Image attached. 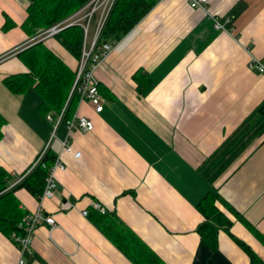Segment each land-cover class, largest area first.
<instances>
[{
    "label": "crops",
    "instance_id": "0c3cea01",
    "mask_svg": "<svg viewBox=\"0 0 264 264\" xmlns=\"http://www.w3.org/2000/svg\"><path fill=\"white\" fill-rule=\"evenodd\" d=\"M29 3L0 0V168L9 189L29 174L54 125L32 88L13 94L3 84L28 73L18 54L39 42L41 31L31 36L23 26ZM206 7L156 0L112 44L95 70L103 110L79 98L74 112L94 130L67 134L61 124L49 147L65 167L56 172L55 196L42 203L56 227L38 226L23 254L0 233V264H132L95 225L94 204L115 213L163 264H250L224 232L216 251L200 240L196 206L207 193L220 196L230 233L264 262V246L246 225L264 233V75L249 70L246 51L264 58V0H209ZM231 17L226 31L214 28V19ZM42 42L76 71L78 59L57 39ZM14 196L24 213L37 210L38 197L25 189Z\"/></svg>",
    "mask_w": 264,
    "mask_h": 264
},
{
    "label": "trees",
    "instance_id": "16d2710c",
    "mask_svg": "<svg viewBox=\"0 0 264 264\" xmlns=\"http://www.w3.org/2000/svg\"><path fill=\"white\" fill-rule=\"evenodd\" d=\"M90 0H30L27 18L24 23L29 35H36L53 25L60 23L75 11L81 9ZM156 0H117L106 21L98 44L118 43L145 15L154 7ZM10 23L6 19L5 28ZM55 39L75 58L80 59L83 31L79 26H71L55 36ZM28 73L14 75L3 80L5 87L13 94H23L33 89L39 96L41 103L39 111L45 115L58 114L65 108L64 120L70 119L77 107L79 96L70 95L75 79V72L53 54L43 42H37L18 54ZM99 91L102 89L98 85ZM102 93V92H101ZM3 120L0 118V139ZM55 154L49 149L42 163L17 185L9 189V177L0 168V233L13 238L21 235L19 225L25 213L20 209L19 202L14 196L17 189H25L31 195L38 197L45 185L48 170L55 160ZM44 165V166H43ZM220 196L207 193L197 204L196 208L203 216L196 232L200 240L212 251L218 248V237L221 232L226 233L232 241L247 255L250 264H264V262L242 240L230 233L231 220L219 210L216 203ZM237 218H242L236 213ZM100 231L132 262V264H163L159 257L149 249L133 232L118 220L113 212H95L93 219ZM246 224V223H245ZM257 240L264 246V233L252 229Z\"/></svg>",
    "mask_w": 264,
    "mask_h": 264
},
{
    "label": "built area",
    "instance_id": "2783aa9c",
    "mask_svg": "<svg viewBox=\"0 0 264 264\" xmlns=\"http://www.w3.org/2000/svg\"><path fill=\"white\" fill-rule=\"evenodd\" d=\"M117 0H90L80 11L74 13L71 17L66 20L53 25L52 27L41 31L37 39L42 42L47 39L55 38L64 29L71 26H79L83 31V41L81 56L78 61V65L75 71V79L71 89L70 95L76 93L80 99H86L92 105L95 113H100L103 110L106 98L99 91V82L95 77V70L99 63L103 61L112 51L113 45L110 43H104L99 45V39L104 29L106 21L111 13ZM209 0H187V3L191 9H200L207 12V3ZM231 18L226 19L225 23H221L214 19V28L217 30L226 31V25L230 24ZM247 53L249 54L248 68L258 74L264 75V58L255 57L251 50L248 48ZM65 108L58 114L48 113L45 118L52 122L51 134L44 151L39 155L35 161L33 167L29 171L39 164L50 149L51 143L56 138V131L61 124H64L67 130V134L74 130L82 132H92L94 130L93 122L85 116H79L73 114V116L64 120ZM62 148L72 154L75 159H80V152H73L72 148L67 144V141L61 142ZM44 166V165H43ZM65 167L61 162L59 156L55 157L54 163L48 170V175L45 180V185L42 193L38 196L39 206L36 211L25 213L19 228L22 230L21 235H14L15 242L19 246L20 253L23 254L28 251V247L31 244L35 230L41 224H47L50 228H55V220L52 216L44 213L42 209L43 201L52 199L58 189L56 180V172L64 171ZM70 208L68 203H65L64 208ZM94 210L104 213L106 209L100 204H94ZM82 214L86 216L87 211H83ZM17 264H23L21 258L17 261Z\"/></svg>",
    "mask_w": 264,
    "mask_h": 264
},
{
    "label": "rangeland",
    "instance_id": "374dc122",
    "mask_svg": "<svg viewBox=\"0 0 264 264\" xmlns=\"http://www.w3.org/2000/svg\"><path fill=\"white\" fill-rule=\"evenodd\" d=\"M84 6H85V5H84ZM84 6H83V7H84ZM113 8H114V7H113ZM113 8H112V10H113ZM112 10H111V12H112ZM78 11H80V9L77 10V11H75V13L78 12ZM110 14H111V13H110ZM71 16H72V15H71ZM71 16H70V17H71ZM109 16H110V15H109ZM108 18H109V17H108ZM107 20H108V19H107ZM42 32H43V31H42ZM73 58H74V57H73ZM74 59H75V58H74ZM78 61H79V60H78Z\"/></svg>",
    "mask_w": 264,
    "mask_h": 264
}]
</instances>
